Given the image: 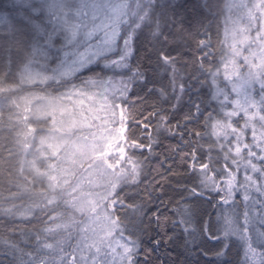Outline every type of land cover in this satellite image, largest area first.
Returning a JSON list of instances; mask_svg holds the SVG:
<instances>
[{
	"label": "snow or ice",
	"instance_id": "6c2138e0",
	"mask_svg": "<svg viewBox=\"0 0 264 264\" xmlns=\"http://www.w3.org/2000/svg\"><path fill=\"white\" fill-rule=\"evenodd\" d=\"M203 7L213 19L224 18L220 53L211 48L212 20L197 19L185 28V18H171L156 0H14L0 23V175L10 177L9 194L0 192V216L19 218L24 226L18 235L15 224L12 236L0 234V264H149L137 259L141 250L150 251L142 248L139 234L145 230L136 222L147 213L139 204H126L119 186L135 183L151 158L155 141L151 134L147 143L144 139L152 118L156 129L169 121L170 113L158 105L172 95L180 100L177 90L191 88L177 65L193 44L191 63L205 76L193 79L209 93L197 97L199 103L189 101L184 122L203 116L204 128L216 139L207 148L181 152L194 179L174 190L184 195L175 201L171 226L193 239L198 233L202 242L204 237L223 241L217 259L234 249L233 264H264V0H205ZM239 20L246 26L230 31L229 21ZM145 29L157 67L171 68V93L162 82L159 89L147 87L157 81L143 65L148 53L136 58ZM91 64L103 69L80 76ZM97 95L104 97L107 114L99 126L88 123L92 117L84 118L82 110L69 113L65 107L73 97ZM149 97L158 99L147 122L133 120L131 105L147 107ZM69 115L74 118H64ZM13 161L18 169L7 167ZM161 188L149 186V199ZM206 194L217 209L214 221L203 215ZM158 213L159 208L151 213L149 225L155 217L163 232L168 217ZM172 238L165 234L164 242ZM160 243L153 240L157 247Z\"/></svg>",
	"mask_w": 264,
	"mask_h": 264
},
{
	"label": "trees",
	"instance_id": "16d2710c",
	"mask_svg": "<svg viewBox=\"0 0 264 264\" xmlns=\"http://www.w3.org/2000/svg\"><path fill=\"white\" fill-rule=\"evenodd\" d=\"M14 0H0V23L4 20V13L9 12L12 7ZM160 5L161 9L167 11L168 15L175 19L178 17L185 18L184 27L190 28L192 25H195L197 19L212 20L211 25V48L214 52H221V42L225 39L223 35V29L225 28L223 16H217L213 19L211 16H208V9L203 7L205 0H156ZM210 3H223L224 0H209ZM175 13V15H173ZM219 24V29L217 28ZM199 39V38H197ZM140 42L142 46H138L136 52V58H139L141 54L148 53L144 57L143 65L149 69L148 76L149 78H155V84H149L147 87H154L159 89L162 84H168V91L171 93L170 80H171V68L165 70L163 67H157L155 64L156 57L151 54L150 50L153 48L152 37L149 34V30L145 29L143 36H140ZM226 45V44H225ZM224 48L226 49V46ZM193 48H185L186 55L182 57L181 64H178L177 67L181 69V76L184 77L183 83L186 85L190 84L191 88L187 89L186 92L181 93L177 90V95L181 96L180 100L175 98V95L169 96V98L163 103L159 104V107L165 109L170 113V118L165 127L156 129L157 119L152 118L149 128L146 130L144 142L147 143L146 136L148 134L152 135L153 140L155 141L154 150L151 154V158L145 161L143 166V171L140 174V178L132 183L130 180L127 183H122L119 187L122 188L121 196L125 197L126 204H139L141 205V211L146 212L147 215L142 217H137L136 222L139 229H144L145 231L140 232V239L142 242V248H147L150 251L145 254L141 250L140 255L137 259L141 261L147 260L149 264H233L234 260V249H229L228 254L225 257L217 259L214 256V253L219 252L223 247V241L217 243V241L204 237L203 241L199 234H195V239L190 236H186L182 229H174L171 226L173 219H177L174 213V208L176 207L175 201L180 199L183 193L176 194L174 191L177 184L191 185L193 182L192 173L187 170L185 164H182L180 161L181 152L190 153L193 147L204 146L207 148L208 145L212 144L215 141L216 137L211 135V128H204L203 125V116L200 117L199 121L193 120L192 122L185 123L184 116L189 111L191 107L189 101H194L199 103L200 98H206L209 93V89L206 85H202L199 81H203L205 76L200 74L197 71L196 66H194L191 61L193 59L192 51ZM21 56L27 55L24 50L20 52ZM175 55V53H173ZM197 60L201 54L199 52L195 53ZM149 59L153 61L152 64H149ZM208 67V65H205ZM91 72H100L103 69V64H91L88 65L85 69H82L79 73L80 76H88ZM199 77V81L194 80L193 77ZM181 81L178 80L177 84L179 85ZM223 86V84H221ZM141 96L144 95V91L141 90L139 93ZM136 93L133 92L131 99H136ZM88 96H91L88 95ZM79 99L83 100V104H76L75 102ZM149 104L147 107L142 106L140 103H135L131 105L130 112L131 118L133 120H144L147 122L146 118L148 114L153 111L152 101L157 100L158 97H149ZM75 104V109H74ZM172 104H175L176 107L173 109ZM102 104L97 102V100L92 97L89 99L85 97H73L72 101L67 103L65 107L69 109V113L82 110V116L87 118L91 116L92 109L97 113H101L103 108ZM91 110V111H90ZM210 110V109H208ZM105 112V111H104ZM92 117V120L88 123H94L99 121V117ZM58 118L59 115H58ZM65 119H73L74 117L69 115L65 116ZM87 123L84 125L86 128ZM197 133L203 136V139L198 138ZM87 134V133H85ZM136 134L139 136V130H136ZM183 137V139H181ZM188 142H191L192 147L185 146ZM177 146L176 151H170V146ZM144 156L147 157V150H142ZM215 155V153H213ZM163 161V163H161ZM15 165L16 169L19 168V164L13 161L7 167L11 168ZM27 175V172H25ZM162 177L164 178L162 180ZM10 177L7 172H3L0 175V192L4 196H7L8 193V181ZM14 179V177H11ZM154 185L155 187H161L160 192H155L153 194V199H149L146 189ZM11 191H16L15 187L11 188ZM240 197L237 196V200ZM163 201H171L167 205ZM20 203L19 200L15 201ZM188 204L195 203L192 200L184 201ZM211 196L206 194V200L203 204L204 207V218H208L210 215L213 221L215 220L217 209L211 207ZM159 208V215L161 218L167 216L168 220L165 222L166 227L163 232H161L155 225V217H152V224L149 225V216L151 213L157 212ZM142 221V222H141ZM16 225L17 235L18 229L23 227L19 222V218L12 219L8 217L0 216V234H3L5 238L12 236L9 230L12 229L13 225ZM202 226V222L201 225ZM30 227V225H29ZM165 234L172 236L171 240H168L165 243ZM215 235H220V233H215ZM159 238L161 243L159 246L153 244V240ZM186 240H192L193 242L186 245ZM209 253L208 256L203 255V251ZM7 259L8 257H3Z\"/></svg>",
	"mask_w": 264,
	"mask_h": 264
},
{
	"label": "rangeland",
	"instance_id": "374dc122",
	"mask_svg": "<svg viewBox=\"0 0 264 264\" xmlns=\"http://www.w3.org/2000/svg\"><path fill=\"white\" fill-rule=\"evenodd\" d=\"M236 2H239V0H236ZM227 15H228V13L225 12V13H224V16H227ZM232 16H233L234 19L237 18V13L234 11V12L232 13ZM244 26H246V25H245V23H244L243 20H239L238 23H237L236 25H233L231 21H229V24H228V27H229L230 31H231V29H232L233 27H236L237 32H239V28L244 27ZM224 29H225V28H224ZM224 29H223V35H224V37H225ZM252 34L255 35L254 32H253ZM238 38H239V37H238ZM231 43H232V38H231V35H230V36H229V39H228V44H231ZM228 44L225 45L226 48L228 47ZM93 92H99V89H93ZM90 94H91V93H89L88 95H90ZM92 97H94V98L97 100V102L101 103L102 105L104 104V97H103V96H99V95H97V96H92ZM106 115H107V114H106V112H104V109H103V111H102L100 114L97 113V112H95V111H93V109H92L91 116H93V117L100 116V117H99V121L94 122V123H95L96 125H98V126L102 124L103 120L106 118ZM86 128H87V126H86ZM93 130H95V129H93Z\"/></svg>",
	"mask_w": 264,
	"mask_h": 264
}]
</instances>
